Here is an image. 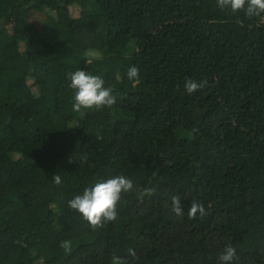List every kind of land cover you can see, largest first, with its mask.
I'll use <instances>...</instances> for the list:
<instances>
[{
  "label": "trees",
  "instance_id": "obj_1",
  "mask_svg": "<svg viewBox=\"0 0 264 264\" xmlns=\"http://www.w3.org/2000/svg\"><path fill=\"white\" fill-rule=\"evenodd\" d=\"M81 69L115 105L73 111L68 73ZM188 79L207 85L189 95ZM117 175L133 190L93 230L68 201ZM194 199L206 214L190 219ZM229 243L234 264H264V14L217 0H0V264H219Z\"/></svg>",
  "mask_w": 264,
  "mask_h": 264
},
{
  "label": "clouds",
  "instance_id": "obj_2",
  "mask_svg": "<svg viewBox=\"0 0 264 264\" xmlns=\"http://www.w3.org/2000/svg\"><path fill=\"white\" fill-rule=\"evenodd\" d=\"M217 6L220 9L230 8L233 13L244 11L247 17H254L264 14V0H217ZM89 57H95L96 53L89 50L86 53ZM127 76L130 80L138 82L139 69L136 66L129 67ZM70 79V88L74 90L73 111L80 112L82 109L100 110L105 107L111 108L117 102L118 93L113 94L112 87H105V81L99 75H94L86 70H76L68 73ZM207 85L206 80L199 82L188 79L185 81V90L191 95L200 88ZM87 157L81 158V163H86ZM170 163V162H168ZM56 185L61 183L59 174L52 176ZM133 183L130 179L117 175L108 179H99L93 186L87 187L82 194L76 195L68 201V206L82 215L83 219L88 222L93 230L104 226L105 222L114 221L117 217V204L121 200L122 193L133 190ZM154 188H144L139 194L138 199L143 200L144 196L154 194ZM172 211L177 216L184 214L179 196H173ZM199 213L205 215V207L201 201L192 200L187 209L190 219H194ZM65 252L71 251V241H62L59 245ZM128 255L136 257L135 249L129 248ZM238 260L237 250L231 244L225 245L223 251L218 256L219 264H234ZM111 264H126V261L119 257L113 256Z\"/></svg>",
  "mask_w": 264,
  "mask_h": 264
},
{
  "label": "rangeland",
  "instance_id": "obj_3",
  "mask_svg": "<svg viewBox=\"0 0 264 264\" xmlns=\"http://www.w3.org/2000/svg\"><path fill=\"white\" fill-rule=\"evenodd\" d=\"M32 17H33L35 20H37V19H38V12H37V13H33V14H32Z\"/></svg>",
  "mask_w": 264,
  "mask_h": 264
}]
</instances>
